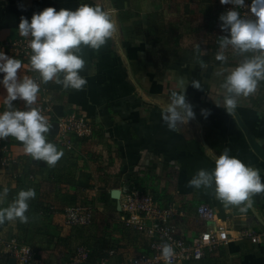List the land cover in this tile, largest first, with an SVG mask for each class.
<instances>
[{"label": "crops", "instance_id": "1", "mask_svg": "<svg viewBox=\"0 0 264 264\" xmlns=\"http://www.w3.org/2000/svg\"><path fill=\"white\" fill-rule=\"evenodd\" d=\"M82 4L115 9V31L99 50L81 46L78 55L85 65L80 75L87 80L82 90L65 89L55 81L45 83L31 67L30 57L14 53L8 43L24 37L18 30L21 16L30 20L47 7L75 10ZM224 6L220 0H0V49L22 61L21 79L28 77L39 85L33 105L49 97L53 117L76 110L93 125L89 138L67 137L71 149L59 145L58 128L54 134L50 128L48 142L63 153L54 166L34 161L21 142L13 146L17 164L10 172L0 170V194L7 189L6 195H0V208L8 207L20 190L34 189L36 196L28 202L27 222L16 219L0 224V264L10 263L3 240L12 236L36 247L47 264H61L67 251L78 244L81 229L65 225V209L80 201L93 202L102 217L116 221L121 213L114 196L132 187L151 192L163 207L177 204L186 217L181 226L187 236L203 229L194 218L200 204L217 210L232 240L197 264H264V192L253 194L251 207L242 212L244 205L219 200L214 184L199 189L189 185L200 169L214 170L225 149L258 169L264 182V81L249 96L237 97L232 112L225 108L226 91L221 86L232 69L258 53L220 47V37L228 35L220 29ZM218 54L225 60H217ZM178 79L189 85L186 96L196 118L173 130L162 120V113L172 93L179 91ZM193 81L200 90L190 86ZM6 95L0 86V107L7 106ZM20 103L25 104L13 101V105ZM200 108L210 109L211 115L204 119ZM53 207L59 209L52 212ZM245 216L251 220L248 228L261 235L260 243L239 233ZM108 224L87 240L92 263L108 259L119 264L146 250L147 243L142 245L135 231L119 226L113 232ZM118 233L124 241L121 249L107 246L117 241Z\"/></svg>", "mask_w": 264, "mask_h": 264}, {"label": "clouds", "instance_id": "2", "mask_svg": "<svg viewBox=\"0 0 264 264\" xmlns=\"http://www.w3.org/2000/svg\"><path fill=\"white\" fill-rule=\"evenodd\" d=\"M221 4L234 7L219 16L220 29L227 36L220 37V47L231 46L239 53L256 52L246 57L226 76L221 85L226 91L224 105L227 112L237 107V97H247L254 93L258 83L264 81V0H251L249 11L251 19L242 18L235 6H245V0H220ZM100 7L82 4L75 10L47 7L33 13L31 19L20 18L18 30L21 36L31 37L29 47L31 67L38 71L43 82L55 81L65 89L82 90L87 80L80 75L85 60L78 55L81 46L99 50L112 36L116 23L112 13ZM217 60L223 61V54ZM22 61L7 55L0 49V86L6 90L4 98L7 108L0 112V138L13 137L23 145L24 152L34 161H43L54 166L63 155L57 147L47 140L50 127L47 119L38 108L30 107L37 100L39 85L31 78L21 79L18 70ZM61 74L63 79L60 78ZM178 92H173L162 113V120L169 129L178 124L189 123L196 118L194 106L187 99L188 84L183 79L176 81ZM193 89L200 90V84L193 81ZM25 103V110L13 106V101ZM215 106L219 108V105ZM200 115L207 119L211 110L200 108ZM215 185V194L225 205L240 206V211L251 207L253 194L264 192V182L258 169L245 165L240 159L228 154L225 149L216 158L211 172L200 169L189 181L194 188ZM7 189L0 195H6ZM36 196L34 189L20 190L17 198L6 208H0V224L6 220L19 219L27 222L25 215L29 201ZM161 255L170 260L174 250L170 244H163Z\"/></svg>", "mask_w": 264, "mask_h": 264}, {"label": "built area", "instance_id": "3", "mask_svg": "<svg viewBox=\"0 0 264 264\" xmlns=\"http://www.w3.org/2000/svg\"><path fill=\"white\" fill-rule=\"evenodd\" d=\"M251 0H245V6H235L242 18L251 19L249 11ZM234 5L225 7V12L232 9ZM31 37H22L18 41L8 43L14 53L31 56L32 50L29 47ZM49 97L42 98L30 107L38 108L41 114L47 119L49 127L57 124L58 131L56 141L59 145L71 149V142L67 140L70 135L77 137H91L93 125L91 120L81 112L74 110L67 116L53 117V106ZM17 109L25 110L23 105H13ZM10 110L7 106L0 107V112ZM15 138H0V170L12 171L17 164L13 156V142ZM118 197L120 208V222L124 227L133 229L143 235L147 242L145 251L138 255L128 256L119 264H197L202 262L208 254H211L218 246L228 245L232 235L224 221L218 218L217 210L202 203L198 206L194 218L198 223L203 224V229L194 235H186L183 232L182 219L185 214L180 211L177 204L163 207L155 199L153 194L144 189L136 187L120 189ZM95 209L88 205V201H82L70 208H66L63 216L65 225L73 228H85L92 224ZM242 222V221H241ZM251 220L248 216L244 221L239 233L249 237L253 243L261 242V235H258L248 228ZM170 244L174 255L170 260L165 261L161 255L163 244ZM5 252L10 261L9 264H47V259L34 246L26 244L18 237H7L3 240ZM91 251L85 245H76L67 251L61 264H94L91 260ZM96 264H111L108 259H102Z\"/></svg>", "mask_w": 264, "mask_h": 264}, {"label": "rangeland", "instance_id": "4", "mask_svg": "<svg viewBox=\"0 0 264 264\" xmlns=\"http://www.w3.org/2000/svg\"><path fill=\"white\" fill-rule=\"evenodd\" d=\"M230 4H225V6L224 7H226V6H229ZM225 9V8H224ZM20 105H23L24 107H25V104H22V103H20ZM4 107H5V105H3ZM15 144H17V140L15 139L14 140V142H13V146H15ZM81 202V201H80ZM75 204H72L71 206L69 205L67 208H70V207H72V206H74ZM88 205H92V207H93V209H95V214L93 215L94 216V220L92 221V224L91 225H89L88 227H85V228H81V229H79L80 231H78V232H80V234H79V236H80V239H79V242H78V244L79 245H85V246H87V240H89L90 239V237H95V236H98V229H99V227L100 226H102V225H104V224H110L112 227H111V230L114 232V231H117L118 229H119V226H123L122 225V223L120 222V219L119 218H117L116 219V221L114 220V221H108L109 219L107 218V217H102V215H100V213H98L97 211H98V209H97V207L94 205V203L93 202H88ZM54 209L53 210H50V211H52V212H56L58 209H56L55 207H53ZM112 217V216H111ZM110 217V218H111ZM106 218V219H105ZM113 218V217H112ZM112 220V219H111ZM106 221V222H105ZM6 222H9V221H6ZM104 222V223H103ZM10 223V222H9ZM103 223V224H102ZM102 224V225H101ZM108 224V225H109ZM124 227V226H123ZM125 229H128V230H130V228H127V227H125ZM131 230H133V229H131ZM133 232H134V230H133ZM135 233L136 234H138V235H140L141 237V241H142V245H144L145 243H147L146 242V239L143 237V235L142 234H140V233H138V232H136L135 231ZM112 234H114V233H112ZM118 235V239H117V241H111V242H109V243H107L106 245L108 246L110 243H111V245H113L115 248L116 247H119L120 249H121V243H123L124 241H121L122 239H123V237H122V235L120 236V234L118 233L117 234ZM100 236V235H99ZM127 236H129V235H126V237ZM122 238V239H121ZM100 240H102V237L100 238ZM125 240V239H124ZM77 244V245H78ZM121 245V246H120Z\"/></svg>", "mask_w": 264, "mask_h": 264}, {"label": "water", "instance_id": "5", "mask_svg": "<svg viewBox=\"0 0 264 264\" xmlns=\"http://www.w3.org/2000/svg\"><path fill=\"white\" fill-rule=\"evenodd\" d=\"M57 124H54L52 127H51V132H52V134H54V133H56V130H57ZM115 198H117L118 199V193L114 196Z\"/></svg>", "mask_w": 264, "mask_h": 264}]
</instances>
